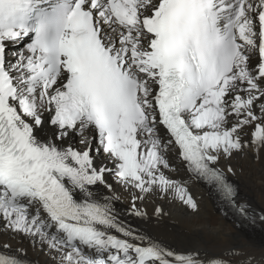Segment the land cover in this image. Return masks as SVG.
<instances>
[{
    "label": "bare ground",
    "instance_id": "1",
    "mask_svg": "<svg viewBox=\"0 0 264 264\" xmlns=\"http://www.w3.org/2000/svg\"><path fill=\"white\" fill-rule=\"evenodd\" d=\"M104 30L109 37L119 33L113 25ZM19 53L4 51L14 73V67L29 60L27 53ZM253 57L244 64L245 74L232 84L219 115L197 128L210 131L205 147L212 165L237 186L234 199L250 205L246 228L221 212L215 189L191 172L161 128L140 138L139 168L125 174L119 156L91 128L84 125L60 132L50 127L64 76L47 100L39 94L20 95L14 103L17 118L30 144L67 169L71 193L100 207L90 218L99 222L102 241L123 239V247L129 248L154 246L161 264H264V140L259 134L264 98L261 82L245 77L253 68ZM96 173L98 179L93 180ZM39 216L38 222L48 221L39 202L25 215L0 204V254L28 264H92L38 230L34 219Z\"/></svg>",
    "mask_w": 264,
    "mask_h": 264
}]
</instances>
